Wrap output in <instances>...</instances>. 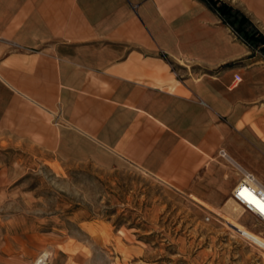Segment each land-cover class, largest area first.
<instances>
[{
  "label": "crops",
  "instance_id": "1",
  "mask_svg": "<svg viewBox=\"0 0 264 264\" xmlns=\"http://www.w3.org/2000/svg\"><path fill=\"white\" fill-rule=\"evenodd\" d=\"M222 1L264 34V0ZM236 133L264 153V55L205 2L0 0L6 146L184 191L220 148L249 159Z\"/></svg>",
  "mask_w": 264,
  "mask_h": 264
},
{
  "label": "rangeland",
  "instance_id": "2",
  "mask_svg": "<svg viewBox=\"0 0 264 264\" xmlns=\"http://www.w3.org/2000/svg\"><path fill=\"white\" fill-rule=\"evenodd\" d=\"M232 141L249 159L226 152L264 184V153ZM240 175L218 152L181 191L128 163L60 165L0 142V264H264L239 230L264 241V220L226 210Z\"/></svg>",
  "mask_w": 264,
  "mask_h": 264
},
{
  "label": "built area",
  "instance_id": "3",
  "mask_svg": "<svg viewBox=\"0 0 264 264\" xmlns=\"http://www.w3.org/2000/svg\"><path fill=\"white\" fill-rule=\"evenodd\" d=\"M219 155L225 158L230 157L224 148L219 149ZM236 164L241 175L231 188L230 197L240 204L243 210L252 212L264 220V211H262L264 209V184L251 171L237 162Z\"/></svg>",
  "mask_w": 264,
  "mask_h": 264
},
{
  "label": "trees",
  "instance_id": "4",
  "mask_svg": "<svg viewBox=\"0 0 264 264\" xmlns=\"http://www.w3.org/2000/svg\"><path fill=\"white\" fill-rule=\"evenodd\" d=\"M216 11L223 22L228 24L250 46L257 48L264 55V34L241 11L222 0H201Z\"/></svg>",
  "mask_w": 264,
  "mask_h": 264
},
{
  "label": "bare ground",
  "instance_id": "5",
  "mask_svg": "<svg viewBox=\"0 0 264 264\" xmlns=\"http://www.w3.org/2000/svg\"><path fill=\"white\" fill-rule=\"evenodd\" d=\"M227 158L231 159L232 162H234V164H236V162L231 157H227ZM240 206H241L240 204H238L236 201H234L231 198V199H228V201H227L226 210L229 212L235 213V219H236L240 215V213H238V211L240 210ZM239 230L241 231V233L244 237L250 239L251 241H253L254 243H256L257 245L261 246L264 249V241L260 237H257L253 233L246 231L245 228H243V227H241V229H239Z\"/></svg>",
  "mask_w": 264,
  "mask_h": 264
},
{
  "label": "snow or ice",
  "instance_id": "6",
  "mask_svg": "<svg viewBox=\"0 0 264 264\" xmlns=\"http://www.w3.org/2000/svg\"><path fill=\"white\" fill-rule=\"evenodd\" d=\"M262 211H264V209H262Z\"/></svg>",
  "mask_w": 264,
  "mask_h": 264
}]
</instances>
